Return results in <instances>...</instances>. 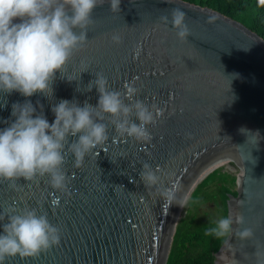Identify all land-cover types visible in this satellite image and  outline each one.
<instances>
[{
    "label": "water",
    "instance_id": "obj_1",
    "mask_svg": "<svg viewBox=\"0 0 264 264\" xmlns=\"http://www.w3.org/2000/svg\"><path fill=\"white\" fill-rule=\"evenodd\" d=\"M120 8L111 13L104 0L93 9L87 42L62 75L56 72L52 95L0 93V129L14 121L12 105L26 100L49 123L55 119L51 107L62 99L95 106L99 94L86 88L99 72L109 90L123 92L133 83L140 90L134 99L163 109L148 127L151 140L136 142L110 126L109 139L80 167L66 156L67 195L51 189L47 177L21 178L11 186L0 181V215H5L0 225L12 210L36 208L61 235L58 245L38 256L9 258L5 264H166L176 225L190 212L188 204L177 205L179 199L189 198L215 168L235 175L237 194L227 198V216L240 215L244 222L233 224L213 253V264H262L264 40L183 0H121ZM174 8L186 13L190 35L184 42L160 19ZM113 33L121 34V44L111 43ZM144 164L161 176L163 187L179 189L176 201L169 204L155 187L144 185L139 176ZM244 228L253 230L251 239L237 235Z\"/></svg>",
    "mask_w": 264,
    "mask_h": 264
},
{
    "label": "clouds",
    "instance_id": "obj_2",
    "mask_svg": "<svg viewBox=\"0 0 264 264\" xmlns=\"http://www.w3.org/2000/svg\"><path fill=\"white\" fill-rule=\"evenodd\" d=\"M103 2L0 0V93L52 95L56 72L62 75L66 63L86 44L87 30L94 22L92 11ZM108 3L111 13H120L121 0ZM255 5L264 9V0H255ZM17 18L20 22L14 23ZM160 19L171 24L181 42L190 35L186 13L179 8ZM110 41L121 44V34L113 33ZM135 52L138 55L139 49ZM93 87L99 94L95 106L87 102L79 106L75 101L62 99L51 107L55 116L51 123L42 111L36 114L30 101L12 105L11 116L15 119L0 129V181L11 186L21 178L33 182L47 177L51 189L67 195L69 179L63 170L66 156L71 154L73 166L80 167L87 154L109 139L110 126L116 135L136 142L151 140L148 127L156 123L163 109L134 99L140 90L133 83L126 84L123 92L109 90L107 78L99 72L89 81L86 91ZM240 131L252 133L243 128ZM252 134L259 136L258 132ZM69 137L76 139L69 142ZM139 176L146 187H155L159 198L169 204L177 200L179 189L163 187L161 176L148 164L142 166ZM187 203L185 197L177 205L184 207ZM6 218L7 222L0 225V264L9 258H34L60 243V229L36 208L12 210ZM0 220H5V215H0ZM243 222L240 215L221 217L207 229V235L225 237L232 233L233 224ZM237 235L251 239L254 233L251 228H244Z\"/></svg>",
    "mask_w": 264,
    "mask_h": 264
},
{
    "label": "trees",
    "instance_id": "obj_3",
    "mask_svg": "<svg viewBox=\"0 0 264 264\" xmlns=\"http://www.w3.org/2000/svg\"><path fill=\"white\" fill-rule=\"evenodd\" d=\"M183 1L236 21L264 40V9L256 7L255 0ZM235 181V175L215 168L196 185L188 198L190 212L176 225L166 264H213V253L226 236H209L207 229L217 219L228 217L226 201L229 194H237ZM206 203L215 206V214L199 213L200 207Z\"/></svg>",
    "mask_w": 264,
    "mask_h": 264
},
{
    "label": "rangeland",
    "instance_id": "obj_4",
    "mask_svg": "<svg viewBox=\"0 0 264 264\" xmlns=\"http://www.w3.org/2000/svg\"><path fill=\"white\" fill-rule=\"evenodd\" d=\"M210 207V208H209ZM215 206L212 203H206L203 204L200 209H199V213L203 214L205 212H213L215 214Z\"/></svg>",
    "mask_w": 264,
    "mask_h": 264
}]
</instances>
